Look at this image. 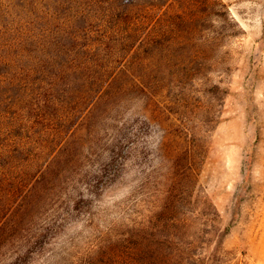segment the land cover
Here are the masks:
<instances>
[{
    "label": "rangeland",
    "instance_id": "obj_1",
    "mask_svg": "<svg viewBox=\"0 0 264 264\" xmlns=\"http://www.w3.org/2000/svg\"><path fill=\"white\" fill-rule=\"evenodd\" d=\"M0 154V264H135L210 204L264 264V0H0Z\"/></svg>",
    "mask_w": 264,
    "mask_h": 264
},
{
    "label": "trees",
    "instance_id": "obj_2",
    "mask_svg": "<svg viewBox=\"0 0 264 264\" xmlns=\"http://www.w3.org/2000/svg\"><path fill=\"white\" fill-rule=\"evenodd\" d=\"M1 156L2 154H0V158ZM172 160L169 159L172 165L171 168L174 170L173 164L178 166L180 160L177 158ZM35 161L36 163L44 162L45 164L47 159L36 157ZM185 161H188V164L181 170L186 172V174L189 173L190 176L194 175L197 159L187 158ZM33 165V161L28 162L26 169L32 170ZM10 181L0 179V186ZM6 204V197L0 195V225L2 223L1 219L4 217L2 215L4 214V208L7 206ZM207 207L204 210L208 209L210 212L201 211V214L210 217V220L204 224V229L197 231L199 235L196 233L188 234L189 226L186 225L183 230L184 234L181 233V236H178L175 234L174 229L178 227L180 222L174 221L175 219L167 220V224L162 227L165 231L163 235L158 228L154 232L148 229L137 230L136 238L139 239V243L136 245L138 259L136 258L135 264H249L244 259L238 260L232 251H227L223 248L218 226L219 214L211 204ZM1 234L2 231L0 229V237ZM208 236H210L209 239L207 238ZM159 238L161 240H157ZM156 240L157 243H154L153 241ZM199 249L202 251L200 254L198 253ZM141 255L145 256L144 260Z\"/></svg>",
    "mask_w": 264,
    "mask_h": 264
}]
</instances>
